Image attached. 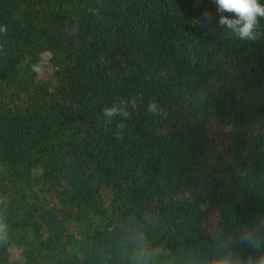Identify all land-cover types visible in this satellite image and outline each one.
Instances as JSON below:
<instances>
[{"label": "trees", "instance_id": "1", "mask_svg": "<svg viewBox=\"0 0 264 264\" xmlns=\"http://www.w3.org/2000/svg\"><path fill=\"white\" fill-rule=\"evenodd\" d=\"M217 21L0 0V264L264 260V19L254 41Z\"/></svg>", "mask_w": 264, "mask_h": 264}, {"label": "clouds", "instance_id": "2", "mask_svg": "<svg viewBox=\"0 0 264 264\" xmlns=\"http://www.w3.org/2000/svg\"><path fill=\"white\" fill-rule=\"evenodd\" d=\"M218 15V25L230 37L241 41H254L259 35L260 22L264 19V0H213ZM155 110V105H150ZM120 106H110L103 110L105 118L122 115ZM227 264V262H224ZM258 264H264L260 260Z\"/></svg>", "mask_w": 264, "mask_h": 264}]
</instances>
